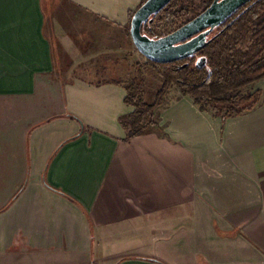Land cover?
Here are the masks:
<instances>
[{
    "label": "crops",
    "instance_id": "1",
    "mask_svg": "<svg viewBox=\"0 0 264 264\" xmlns=\"http://www.w3.org/2000/svg\"><path fill=\"white\" fill-rule=\"evenodd\" d=\"M142 1L0 0V264H264V95L223 118L180 94L128 138L106 71ZM64 18L109 44L77 56Z\"/></svg>",
    "mask_w": 264,
    "mask_h": 264
},
{
    "label": "trees",
    "instance_id": "2",
    "mask_svg": "<svg viewBox=\"0 0 264 264\" xmlns=\"http://www.w3.org/2000/svg\"><path fill=\"white\" fill-rule=\"evenodd\" d=\"M196 7L172 0L157 18L170 20L180 15V23L172 32L201 13ZM134 13H130V22ZM142 32L152 38L170 33L149 23L143 24ZM200 53L207 59L204 67L194 65V56L171 63L147 59V70L161 80L155 93L147 91L146 83L139 80L141 69L139 77L125 82V102L135 107L132 113L120 117L128 138L157 128L156 110L164 104L173 84L180 88L181 95L191 96L201 110L223 118L241 115L259 104L264 91L252 89L264 79V0H254L228 17ZM244 89L248 91L243 93Z\"/></svg>",
    "mask_w": 264,
    "mask_h": 264
},
{
    "label": "water",
    "instance_id": "3",
    "mask_svg": "<svg viewBox=\"0 0 264 264\" xmlns=\"http://www.w3.org/2000/svg\"><path fill=\"white\" fill-rule=\"evenodd\" d=\"M171 1L145 0L131 20L130 33L134 45L145 57L159 63H171L194 56L210 43V32L250 0H214L191 21L167 35L151 38L144 34L143 24L152 22L153 16ZM206 62V57L202 56L196 66L204 67Z\"/></svg>",
    "mask_w": 264,
    "mask_h": 264
},
{
    "label": "rangeland",
    "instance_id": "4",
    "mask_svg": "<svg viewBox=\"0 0 264 264\" xmlns=\"http://www.w3.org/2000/svg\"><path fill=\"white\" fill-rule=\"evenodd\" d=\"M144 1L145 0H143L142 3ZM181 1H183L184 3H188V4L192 5L193 7L197 6L196 7V10L199 11V12H203L206 8H208L211 5V3H212L213 0H180V2ZM141 4L139 5V7L141 6ZM205 6H207V7H205ZM204 7H205V9H203ZM136 10H134V11H136ZM63 13H65L63 15H69L70 14L71 17H73V15H75L76 13H80V11H79V8H77L76 10L71 8V11L64 10ZM193 13L194 12H192V14ZM157 14L153 16V21L152 22H147L146 24L149 23L151 25H156L158 27V29H161V30H164V31H169L171 33V30L175 29V27L180 23L179 22L180 17H181L180 15H177L175 17H172L170 20H160L159 17L157 18ZM129 24L131 26L130 19H129V22L127 24V28H126L127 30L126 31L129 33V35L131 37V33L128 30ZM60 26H61V24H60ZM61 29H69L70 32H71L70 33L71 34V39L72 40L74 39V42L75 43L77 41H80V44H78V45L75 46L76 47L75 52H76L77 56H81L84 52H88V51L91 50L88 44H87V46H85L84 42L86 40H88V42H90L92 44L91 45L92 50L93 49L95 50L97 47L100 48L102 45H105L104 47H107V45L110 42V40L108 41V40H106V39H104V38H102L100 36H96L95 33H91V35H88L87 34V35H85L86 38L80 40V38L82 37V35H81L80 31L78 30V27L72 21H68L67 22L65 18H64V21L62 23ZM212 31L210 32V34L212 33ZM217 31L218 30H216L215 32L217 33ZM60 43L62 44L63 43V40H60ZM131 45H132L131 46L132 51L129 52L128 54H126V61H125L124 64L121 65V66L124 65L123 70H113V71H106V72H108V74L110 76H112L113 78H115V79L121 77V79L124 82H129L130 79L139 77V75L142 74L141 79H139V80L142 81V84L143 83L144 84L146 83V85H144V88H146V90L149 91L150 93H155L156 90H158L159 87L161 86V80L158 79L154 74L150 73L147 70V69H149V66H148V63H147L148 62V60H147L148 58L145 57L136 48V46L133 43V40H132V44ZM60 48H64V47H61L60 46ZM71 57H72L71 60H73L74 58H76L75 56L74 57L71 56ZM201 57H200V54L194 55V58H195L194 59V65H196L197 61ZM139 69H141V71H142L141 74H140V70ZM255 88H256V84L253 86L252 92L255 91ZM247 91H248V89H244L243 90V93H246ZM180 94H181L180 88L176 84H173L169 88V90L167 91L166 95L164 96L165 101L166 102L172 101V100L176 99L178 97V95H180Z\"/></svg>",
    "mask_w": 264,
    "mask_h": 264
},
{
    "label": "flooded vegetation",
    "instance_id": "5",
    "mask_svg": "<svg viewBox=\"0 0 264 264\" xmlns=\"http://www.w3.org/2000/svg\"><path fill=\"white\" fill-rule=\"evenodd\" d=\"M213 1H214V0H213ZM213 1H212V2H213ZM253 1H254V0H250L249 2H247L246 4H244L243 6H241L238 10H240V9L243 8L245 5L250 4V3L253 2ZM238 10H237V11H238ZM223 24H224V22H223L220 26H218V27H216L215 29H213V31H212L213 34H212V33L209 34V35H208V39L212 38L213 35L216 33L215 31L218 30L219 28H221V27L223 26ZM202 50H203V49H202ZM202 50H201V51H202ZM201 51H199L198 53H196V54H200V57L202 56V54L200 53ZM196 54H195V55H196Z\"/></svg>",
    "mask_w": 264,
    "mask_h": 264
}]
</instances>
